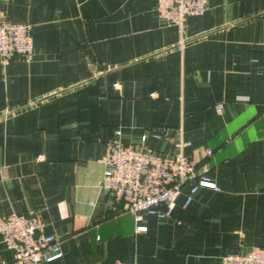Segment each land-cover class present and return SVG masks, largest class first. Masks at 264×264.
I'll return each instance as SVG.
<instances>
[{"label":"crops","instance_id":"1","mask_svg":"<svg viewBox=\"0 0 264 264\" xmlns=\"http://www.w3.org/2000/svg\"><path fill=\"white\" fill-rule=\"evenodd\" d=\"M157 4L0 0L33 26L35 52L0 60V218L34 212L61 238L41 264H221L264 246V0H208L184 32ZM117 128L125 144L171 129L148 141L164 153L180 137L187 156L212 148L220 190L185 206L184 185L171 216L136 222L97 186ZM0 264H19L1 232Z\"/></svg>","mask_w":264,"mask_h":264},{"label":"built area","instance_id":"2","mask_svg":"<svg viewBox=\"0 0 264 264\" xmlns=\"http://www.w3.org/2000/svg\"><path fill=\"white\" fill-rule=\"evenodd\" d=\"M207 5L208 0H158L157 12L165 26H176L184 32L188 18L202 15ZM34 56L33 26L10 19L0 11V60L9 63L19 57L31 62ZM216 108L223 111L222 104H217ZM172 134L169 128L158 129L144 133L138 144H125L121 140L122 130L117 128L108 143L107 153L102 158L105 169L97 186L108 191L136 222L143 221L147 215L161 219L171 216L184 185L191 186L185 206L192 202L200 188L220 190L211 178L208 156L212 155V148H208L207 157L199 160L185 154L184 149L190 142L182 137L175 141L174 153L148 147L150 136L158 141H169ZM44 227L43 219L34 212L11 213L0 218L3 241L14 250L19 264H41L63 256L61 238L45 233ZM137 229L146 230V226L140 224ZM221 264H264V246H255L246 254L228 253L221 258Z\"/></svg>","mask_w":264,"mask_h":264}]
</instances>
